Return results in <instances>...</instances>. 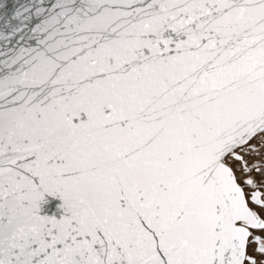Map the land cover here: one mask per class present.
I'll use <instances>...</instances> for the list:
<instances>
[{"label":"snow or ice","instance_id":"snow-or-ice-1","mask_svg":"<svg viewBox=\"0 0 264 264\" xmlns=\"http://www.w3.org/2000/svg\"><path fill=\"white\" fill-rule=\"evenodd\" d=\"M0 264H264V0H0Z\"/></svg>","mask_w":264,"mask_h":264},{"label":"water","instance_id":"water-1","mask_svg":"<svg viewBox=\"0 0 264 264\" xmlns=\"http://www.w3.org/2000/svg\"><path fill=\"white\" fill-rule=\"evenodd\" d=\"M20 3H23L24 0H19ZM46 203L42 205V210L48 214L59 215L62 209L59 205L62 203L56 197L46 196Z\"/></svg>","mask_w":264,"mask_h":264}]
</instances>
